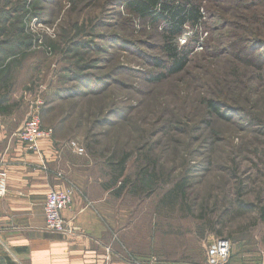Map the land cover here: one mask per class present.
Wrapping results in <instances>:
<instances>
[{
	"label": "rangeland",
	"instance_id": "1",
	"mask_svg": "<svg viewBox=\"0 0 264 264\" xmlns=\"http://www.w3.org/2000/svg\"><path fill=\"white\" fill-rule=\"evenodd\" d=\"M132 1L0 0L10 128L38 112L104 185L122 174L127 217H157V256L207 264L224 238L228 264H264V0H197L204 24L179 38L174 75L164 24Z\"/></svg>",
	"mask_w": 264,
	"mask_h": 264
},
{
	"label": "crops",
	"instance_id": "2",
	"mask_svg": "<svg viewBox=\"0 0 264 264\" xmlns=\"http://www.w3.org/2000/svg\"><path fill=\"white\" fill-rule=\"evenodd\" d=\"M4 92L0 172L8 174V187L0 198V264H192L180 257L157 256V217H127L124 197L116 196L115 188H105L81 157L63 152L55 140L41 143L39 152L30 151L17 138L24 122L10 128L19 97ZM10 95L13 101L8 103ZM70 187L73 203L62 215L74 232H49L44 214L47 194L51 188ZM168 249L173 252L172 244H166Z\"/></svg>",
	"mask_w": 264,
	"mask_h": 264
},
{
	"label": "built area",
	"instance_id": "3",
	"mask_svg": "<svg viewBox=\"0 0 264 264\" xmlns=\"http://www.w3.org/2000/svg\"><path fill=\"white\" fill-rule=\"evenodd\" d=\"M38 107L42 106V102H38ZM54 131L43 125L40 114H33L23 125L22 129L17 133V138L25 144L30 151L39 152L40 145L44 142L53 140ZM69 148L78 156H83L85 150L79 147L77 143H69ZM60 179H64L59 174ZM8 174L4 171L0 172V198L6 196L7 193ZM73 188L59 190L51 188L47 194V200L44 208L45 228L49 232L58 234H71L74 232L73 227L69 225L63 218L62 212L73 203ZM232 255V243L228 239H216L207 247V264H228Z\"/></svg>",
	"mask_w": 264,
	"mask_h": 264
},
{
	"label": "trees",
	"instance_id": "4",
	"mask_svg": "<svg viewBox=\"0 0 264 264\" xmlns=\"http://www.w3.org/2000/svg\"><path fill=\"white\" fill-rule=\"evenodd\" d=\"M128 6L143 20L164 24L163 49L172 62L169 74L182 72L188 61L189 50L183 51L179 47L178 40L184 34L186 27L196 29L204 24V12L200 3L197 0H134L129 2ZM164 78L165 75L161 74L159 78L152 80L161 81ZM210 106L219 113L218 107L213 102ZM121 177L122 174L115 176L111 183L105 185V188L116 187Z\"/></svg>",
	"mask_w": 264,
	"mask_h": 264
}]
</instances>
